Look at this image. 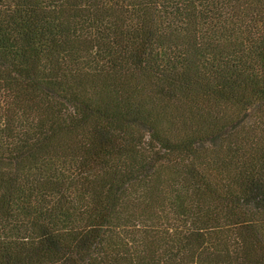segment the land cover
<instances>
[{
	"label": "trees",
	"instance_id": "obj_1",
	"mask_svg": "<svg viewBox=\"0 0 264 264\" xmlns=\"http://www.w3.org/2000/svg\"><path fill=\"white\" fill-rule=\"evenodd\" d=\"M0 264H264V0H0Z\"/></svg>",
	"mask_w": 264,
	"mask_h": 264
}]
</instances>
